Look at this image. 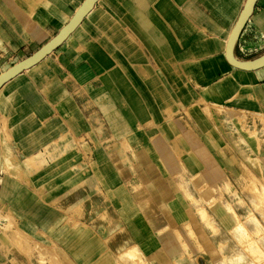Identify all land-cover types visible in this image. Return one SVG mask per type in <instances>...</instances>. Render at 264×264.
I'll list each match as a JSON object with an SVG mask.
<instances>
[{"label":"crops","instance_id":"0c3cea01","mask_svg":"<svg viewBox=\"0 0 264 264\" xmlns=\"http://www.w3.org/2000/svg\"><path fill=\"white\" fill-rule=\"evenodd\" d=\"M84 1L0 0L1 31L25 58ZM246 1L97 0L0 87V264H126L132 247L149 264H202L237 246L236 181L264 156V64L226 54ZM263 54L258 0L235 57ZM62 207L84 221L63 225Z\"/></svg>","mask_w":264,"mask_h":264},{"label":"rangeland","instance_id":"374dc122","mask_svg":"<svg viewBox=\"0 0 264 264\" xmlns=\"http://www.w3.org/2000/svg\"><path fill=\"white\" fill-rule=\"evenodd\" d=\"M8 2L11 4L12 9L15 10L16 8H14L12 0H8ZM18 9L20 10L19 7ZM1 30L0 28L2 37H0V67L2 66L0 71L24 58L22 51L18 50L15 45L10 42L9 36ZM24 51L26 52V50ZM193 103L196 104V102ZM208 107L207 105V108ZM209 115H211V113H209ZM252 134L255 137L260 135L259 129L254 128ZM261 134H264V130H261ZM259 141H261V139ZM251 153L254 154V159L250 161V168L253 172L249 176L237 178V184L234 190V194L238 196L237 205L248 208V213L240 217L235 211H232L237 221V226L230 231V233L236 240L237 246L231 249V242L228 240L225 244L221 245V256L213 258V260L209 259V261L204 259L202 264H264V156H261L259 154L260 152H256L255 149ZM262 155H264V153ZM31 162L30 160L27 164L31 166ZM32 167L35 168V165L33 164ZM83 194L86 196L85 190ZM63 205H65V203H63ZM231 206L232 205L228 204L230 210ZM85 211L84 208L71 209L62 207L63 225H69L81 219L84 221L83 217L85 216ZM199 213L205 222L208 224L212 223L206 208L201 206L199 208ZM121 256L124 257L126 264H149L136 247L128 249ZM239 256H242V258L238 259ZM42 262L45 264H55L53 258L48 257L42 259ZM56 264H60V262ZM176 264L186 263H184L183 260H179ZM196 264L201 263L197 262Z\"/></svg>","mask_w":264,"mask_h":264},{"label":"water","instance_id":"95a60500","mask_svg":"<svg viewBox=\"0 0 264 264\" xmlns=\"http://www.w3.org/2000/svg\"><path fill=\"white\" fill-rule=\"evenodd\" d=\"M97 0H85L81 6L78 8L71 20L61 28V30L44 45H42L38 50L30 54L29 56L23 58L19 62L13 64L4 72L0 73V87L10 78L19 74L23 70L29 68L33 64L40 61L52 50H54L69 34L74 30V28L82 21L85 15L89 12L92 6ZM258 0H247L245 6L239 16V19L233 28L230 35L229 42L227 45V58L234 65L242 69L253 70L264 64V54L260 57L250 60H241L235 57V47L239 36L247 24L251 14L253 13L256 3ZM0 171H1V146H0Z\"/></svg>","mask_w":264,"mask_h":264},{"label":"bare ground","instance_id":"6f19581e","mask_svg":"<svg viewBox=\"0 0 264 264\" xmlns=\"http://www.w3.org/2000/svg\"><path fill=\"white\" fill-rule=\"evenodd\" d=\"M226 42H227V41H226ZM226 42H225V43H226ZM226 44H227V43H226ZM226 44H225V45H226ZM21 60H22V59H21ZM19 61H20V60H19ZM19 61H17V62H19ZM17 62H16V63H17ZM8 68H9V67H8ZM8 68H5L4 71L7 70ZM4 71H3V72H4ZM1 73H2V72H1ZM0 143H1L2 155H3V152H4L3 150H4V149H3V145H2L1 137H0ZM3 157H4V156H3ZM227 210H228V209H227ZM230 213H231V212H230ZM231 216H232V215H231ZM235 242H236V241H235ZM237 255H238V254H237ZM234 256H235V255H234ZM241 258H242V256H239V257H238V259H241Z\"/></svg>","mask_w":264,"mask_h":264}]
</instances>
